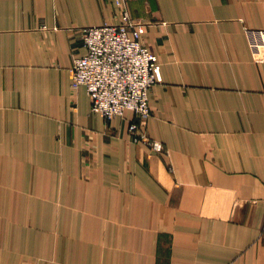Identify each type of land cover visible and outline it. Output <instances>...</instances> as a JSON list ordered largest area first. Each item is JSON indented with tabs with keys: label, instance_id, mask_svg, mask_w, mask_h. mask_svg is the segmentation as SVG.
<instances>
[{
	"label": "crops",
	"instance_id": "obj_1",
	"mask_svg": "<svg viewBox=\"0 0 264 264\" xmlns=\"http://www.w3.org/2000/svg\"><path fill=\"white\" fill-rule=\"evenodd\" d=\"M0 0V264H264V0ZM145 25L152 115L72 87L82 29Z\"/></svg>",
	"mask_w": 264,
	"mask_h": 264
},
{
	"label": "built area",
	"instance_id": "obj_2",
	"mask_svg": "<svg viewBox=\"0 0 264 264\" xmlns=\"http://www.w3.org/2000/svg\"><path fill=\"white\" fill-rule=\"evenodd\" d=\"M247 31L251 46L259 48L264 30ZM144 33L145 25L131 18L126 9L118 24L83 28L86 53L73 59L72 87L77 90L84 86L92 100L91 111L106 121L135 112L138 121L130 126L135 141L162 152L160 142L139 131L151 116L150 91L162 81L158 56L143 42Z\"/></svg>",
	"mask_w": 264,
	"mask_h": 264
},
{
	"label": "rangeland",
	"instance_id": "obj_3",
	"mask_svg": "<svg viewBox=\"0 0 264 264\" xmlns=\"http://www.w3.org/2000/svg\"><path fill=\"white\" fill-rule=\"evenodd\" d=\"M149 105H150V104H149ZM150 109H151V106H150ZM132 112H133V111H132ZM133 113L135 114V112H133ZM151 115H152V109H151ZM135 116H136V114H135ZM150 117H151V116H150ZM150 117H149V118H150ZM149 118H148V119H149ZM148 119H147V121H148ZM137 121H138V117L136 116V121H135V122H137ZM147 121H146V124H147ZM146 124H145V125H146ZM145 125H144V126H145ZM142 127H143V126H142Z\"/></svg>",
	"mask_w": 264,
	"mask_h": 264
}]
</instances>
